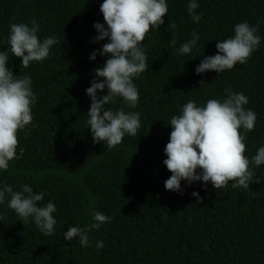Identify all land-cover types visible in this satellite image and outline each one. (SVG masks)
I'll use <instances>...</instances> for the list:
<instances>
[{
	"label": "trees",
	"instance_id": "obj_1",
	"mask_svg": "<svg viewBox=\"0 0 264 264\" xmlns=\"http://www.w3.org/2000/svg\"><path fill=\"white\" fill-rule=\"evenodd\" d=\"M166 2L164 24L153 28L142 45L148 69L133 81L138 105L129 109L122 98L105 105L139 112L141 128L108 149L103 141L94 143L87 123L91 99L86 89L96 79L94 69L109 58L99 52L110 41L93 42L99 34L94 24L107 28L100 12L103 0H0V51H8L13 75L31 77L37 97L32 124L18 134L20 158L10 161L6 172L0 170V187L22 191L27 184L44 193L39 206L51 201L57 208L54 234L45 236L31 218L25 224L19 220L6 197L0 205L7 215L0 221V264H264V165L253 169L260 183L247 190L231 182L215 190L210 182L181 181L182 192H172L165 189L172 173L163 163L171 117L189 100L198 106L208 99L222 101L227 88L243 92L249 98L245 108L256 113L254 131L241 129L245 154L251 159L264 146V0H197L199 23L187 11L190 0ZM32 20L39 24L41 40L51 36L60 43L48 59L24 68L4 42L11 23L31 27ZM258 20L261 43L246 64L220 74L196 73L206 56L217 54L218 41L234 36L236 24L255 26ZM193 31L200 37L197 45L181 55L178 49ZM92 210L111 221L89 232L91 246H81L78 238L65 240L69 227L93 223ZM97 241L104 244L99 251Z\"/></svg>",
	"mask_w": 264,
	"mask_h": 264
},
{
	"label": "clouds",
	"instance_id": "obj_2",
	"mask_svg": "<svg viewBox=\"0 0 264 264\" xmlns=\"http://www.w3.org/2000/svg\"><path fill=\"white\" fill-rule=\"evenodd\" d=\"M197 0H190L187 11L192 21L199 23L202 14H197ZM166 0H103L100 12L104 24H94L98 35L93 42L110 41L102 46L99 54L108 55L102 67L94 69L96 79L86 89L91 99L87 121L90 126L94 143L105 142L106 148L112 149L120 145L125 137L136 136L141 128L140 113L125 111L120 108L113 111L111 105L117 98H122L129 109H135L139 103V90L133 82L139 79L148 69V57L142 46L149 32L159 29L164 24L168 14ZM171 27H177L170 22ZM260 26L258 20L253 26L241 22L234 26V36L218 41L217 54L206 56L196 67L197 74L215 71L220 74L232 70L238 63L246 64L252 54L258 50L261 37L257 34ZM39 24L31 21V27L26 23H11L10 33L4 42L10 46L11 56L19 57L22 66L28 68L32 62H42L49 58L51 48L60 43L55 37L38 36ZM192 39L182 43L178 51L181 55L190 54L197 45L199 34L191 33ZM169 43L175 47L176 40ZM96 52L90 59L95 60ZM8 51H0V170L7 171L9 162L20 157L17 155L19 136L33 122L32 106L37 97L32 90V79L29 75H13L8 68ZM102 78V79H101ZM100 82H97V81ZM200 87L205 83L201 80ZM107 88V94L98 96ZM226 97L221 101L208 99L206 104L198 106L196 101L189 100L183 105L179 115H173L168 124L171 125L170 140L165 147L167 159L163 161L172 173L165 181V189L172 192H182L181 181L191 185L194 181L209 182L215 190L227 188L229 182L233 188L249 189L254 180V168L264 165V146L249 159L246 136L241 133L254 131L256 113L246 109L249 98L243 92H233L225 89ZM27 133H25L26 135ZM24 149L20 148V155ZM200 169L198 173L197 170ZM22 191H14L11 185L0 187V205L5 204L14 211L24 224L29 218L45 235L54 234L57 220L53 213L57 211L54 203L49 201L44 206L38 202L44 199V193H35L24 184ZM200 203L199 193L193 192ZM93 223L85 227H69L64 233V239L79 240L83 247H90L89 232L111 221V217L99 211L92 210ZM7 215L0 213V221H5ZM104 247L102 241L96 242L99 251Z\"/></svg>",
	"mask_w": 264,
	"mask_h": 264
}]
</instances>
